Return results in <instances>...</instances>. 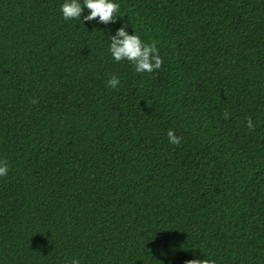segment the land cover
I'll list each match as a JSON object with an SVG mask.
<instances>
[{
	"label": "trees",
	"instance_id": "16d2710c",
	"mask_svg": "<svg viewBox=\"0 0 264 264\" xmlns=\"http://www.w3.org/2000/svg\"><path fill=\"white\" fill-rule=\"evenodd\" d=\"M64 2L0 0V264H264V0ZM124 25L160 69L113 59Z\"/></svg>",
	"mask_w": 264,
	"mask_h": 264
},
{
	"label": "clouds",
	"instance_id": "9594fccd",
	"mask_svg": "<svg viewBox=\"0 0 264 264\" xmlns=\"http://www.w3.org/2000/svg\"><path fill=\"white\" fill-rule=\"evenodd\" d=\"M89 10L88 15H83L84 9ZM120 5L114 0H65L61 5V13L65 20H81L93 21L98 18V21L103 24L115 23ZM110 53L116 62L128 61L135 68L137 73H151L158 70L163 65V59L157 48L158 41L151 43L144 42L137 34L130 35L126 30L125 25L116 30L115 35H109ZM108 86L115 89L120 84L117 76L112 75L107 81ZM33 104L38 103V100L32 99ZM230 113L225 111V119L229 118ZM247 127L250 130L254 129L252 119L247 118ZM169 143L180 145L182 137L175 135L173 130L167 133ZM9 165L6 160H0V177L7 176ZM68 264H80L76 258H72ZM185 264H216L213 259L193 258L185 262Z\"/></svg>",
	"mask_w": 264,
	"mask_h": 264
}]
</instances>
